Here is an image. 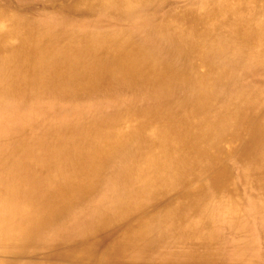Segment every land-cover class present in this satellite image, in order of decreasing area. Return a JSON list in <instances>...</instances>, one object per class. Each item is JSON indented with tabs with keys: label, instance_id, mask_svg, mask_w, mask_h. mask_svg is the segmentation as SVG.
<instances>
[{
	"label": "bare ground",
	"instance_id": "6f19581e",
	"mask_svg": "<svg viewBox=\"0 0 264 264\" xmlns=\"http://www.w3.org/2000/svg\"><path fill=\"white\" fill-rule=\"evenodd\" d=\"M263 19L0 0V264H264Z\"/></svg>",
	"mask_w": 264,
	"mask_h": 264
},
{
	"label": "rangeland",
	"instance_id": "374dc122",
	"mask_svg": "<svg viewBox=\"0 0 264 264\" xmlns=\"http://www.w3.org/2000/svg\"><path fill=\"white\" fill-rule=\"evenodd\" d=\"M261 24L264 26V19L261 21ZM244 82H246V80H244ZM256 85H257L256 86L257 89H260V90L264 89L260 83L259 84L257 83ZM259 250H260V246H254V247L251 246L250 248H248L246 250V252L249 254L251 252H256V251H259ZM263 256H264V254H263ZM238 257L244 258V259H249L250 258V255L245 254L243 256H238ZM261 264H263V263H261Z\"/></svg>",
	"mask_w": 264,
	"mask_h": 264
}]
</instances>
